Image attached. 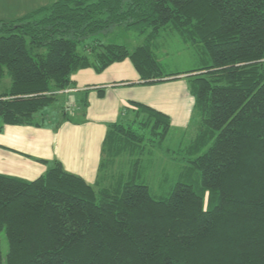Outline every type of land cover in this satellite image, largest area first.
Listing matches in <instances>:
<instances>
[{"label": "trees", "instance_id": "trees-1", "mask_svg": "<svg viewBox=\"0 0 264 264\" xmlns=\"http://www.w3.org/2000/svg\"><path fill=\"white\" fill-rule=\"evenodd\" d=\"M120 26L146 32L145 43L130 52L95 40L79 51ZM168 27L208 65L164 74L152 42ZM126 59L147 85L189 74L200 125L177 182L155 198L130 172L99 189L58 161L31 181L0 174V264H264V0H51L0 20V80H10L0 131L42 126L73 73ZM136 105L133 120L108 126L103 164L145 131L167 136L170 118Z\"/></svg>", "mask_w": 264, "mask_h": 264}, {"label": "crops", "instance_id": "crops-1", "mask_svg": "<svg viewBox=\"0 0 264 264\" xmlns=\"http://www.w3.org/2000/svg\"><path fill=\"white\" fill-rule=\"evenodd\" d=\"M48 4L49 0H0V20H14ZM71 80L70 91L57 99L60 102L56 106L57 101L45 110L53 109L42 126L3 125L0 174L31 181L58 161L65 171L81 177L95 189L109 188L105 176L113 178L116 170L113 159L103 164L102 146L108 126L131 121L136 104L177 119L184 116L188 104L183 105V82L143 84L128 59L101 73L91 68L78 70ZM100 90L103 96H99ZM171 102L177 105L171 108ZM67 107L72 111L68 119L53 113Z\"/></svg>", "mask_w": 264, "mask_h": 264}, {"label": "rangeland", "instance_id": "rangeland-1", "mask_svg": "<svg viewBox=\"0 0 264 264\" xmlns=\"http://www.w3.org/2000/svg\"><path fill=\"white\" fill-rule=\"evenodd\" d=\"M50 2L51 0H49V4ZM146 34L145 32L141 35L133 29L126 30L123 26L115 27L110 29V33L108 34H100L99 36L88 38L79 46V51L83 52V48L87 45L91 46L93 42H99L102 45L122 44L131 52L136 47L145 43ZM152 44L153 53L164 74L197 71L209 63L208 57L200 46L196 47L185 43L178 33L170 27L162 30L159 37ZM188 75H180L176 79L157 83L161 86V84L171 82H183L186 95V98H184L186 100L183 101V105L188 102L184 116L177 119L175 116L170 118L167 115L170 118L171 126L163 141L158 139V137H153L148 131H145V133L143 132L142 142L136 144L133 142L132 144L126 145L122 153L113 160L115 162L113 168L116 170L113 178L105 176L106 186L110 185L109 188L115 187L118 182L127 180L128 173L130 172V176L132 174L137 176L138 183L149 187L151 195L155 198H166L169 195L184 165V162L180 160L183 157L180 152L184 151V149L187 151V147L196 138L200 125V119L193 115L194 98L189 91L190 78L187 77ZM9 84L10 80L8 78L2 79L0 81V92L4 91ZM68 91L70 90H65V93ZM189 98H191V102L188 101ZM59 102L57 101L54 106ZM176 105V102H171L170 104L171 108ZM162 108L168 110L166 107ZM56 111L53 113L60 115L61 110L56 109ZM51 112H47V117L51 116ZM65 112L70 115L72 111L67 107ZM138 133H142L141 130ZM135 166H137L138 173L136 172ZM0 247L4 259L8 249L4 232L0 233Z\"/></svg>", "mask_w": 264, "mask_h": 264}]
</instances>
